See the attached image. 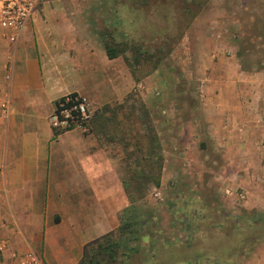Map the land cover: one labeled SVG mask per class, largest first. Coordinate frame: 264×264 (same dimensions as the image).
Listing matches in <instances>:
<instances>
[{
    "label": "crops",
    "instance_id": "0c3cea01",
    "mask_svg": "<svg viewBox=\"0 0 264 264\" xmlns=\"http://www.w3.org/2000/svg\"><path fill=\"white\" fill-rule=\"evenodd\" d=\"M40 2L16 41L0 30V264H19L27 252L44 264H79L88 244L117 228L128 199L126 139L114 109L131 91L133 74L123 56L108 58L82 5ZM230 6L205 0L191 27L228 24ZM211 37L206 50L217 61L207 62L191 120L203 121L206 144L222 146L226 169L243 170L242 181L234 175L227 185L247 193L239 221L253 228L246 217L264 211V71L244 72L233 56L214 50ZM66 94L90 102L89 131L55 135L48 116ZM243 260L235 264H264V241Z\"/></svg>",
    "mask_w": 264,
    "mask_h": 264
},
{
    "label": "rangeland",
    "instance_id": "374dc122",
    "mask_svg": "<svg viewBox=\"0 0 264 264\" xmlns=\"http://www.w3.org/2000/svg\"><path fill=\"white\" fill-rule=\"evenodd\" d=\"M64 1L82 5L101 42L141 47L133 87L122 107L114 109L121 115L127 149L121 154L128 195L121 215L139 209L155 236L124 264L244 262L254 244L264 241V211L246 217L253 228L241 226L247 193L227 183L234 175L242 181L243 170L226 169L222 146L206 144L203 121L191 119L200 79L208 75L207 62L217 61L206 50L211 43L206 34L214 36V50L225 51L228 59L233 56L244 72L264 71V0H226L233 4L232 19L213 27L190 25L205 0ZM126 56L133 63L130 50ZM152 149L156 153L151 157ZM230 211L233 217H226Z\"/></svg>",
    "mask_w": 264,
    "mask_h": 264
},
{
    "label": "trees",
    "instance_id": "16d2710c",
    "mask_svg": "<svg viewBox=\"0 0 264 264\" xmlns=\"http://www.w3.org/2000/svg\"><path fill=\"white\" fill-rule=\"evenodd\" d=\"M105 47L108 58L123 56L134 76L135 67L137 68L141 61V47L133 46L129 49L126 45L112 44V40L106 41ZM129 50L133 55V63L126 56ZM148 153L152 157L156 152L152 149ZM157 161H160L161 164L162 158L159 159L158 157ZM156 185H158L157 182H155ZM131 202H134V199H131ZM144 217V213L139 209H134V207L126 209L121 215L119 225L115 230L85 247L79 264H124L128 259H132L146 245L147 241H154L153 237L155 235L149 231L150 229L145 224ZM139 264H150V261L142 260L139 261Z\"/></svg>",
    "mask_w": 264,
    "mask_h": 264
},
{
    "label": "built area",
    "instance_id": "2783aa9c",
    "mask_svg": "<svg viewBox=\"0 0 264 264\" xmlns=\"http://www.w3.org/2000/svg\"><path fill=\"white\" fill-rule=\"evenodd\" d=\"M39 0H0V30L8 32L5 36L10 42L16 41L33 15ZM93 109L87 98L77 94L61 97L48 116V122L55 133L76 128L89 131ZM19 264H44L33 252L19 258Z\"/></svg>",
    "mask_w": 264,
    "mask_h": 264
}]
</instances>
